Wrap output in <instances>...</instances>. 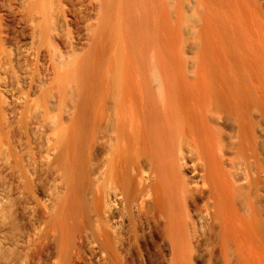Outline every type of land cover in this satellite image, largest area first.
Masks as SVG:
<instances>
[{"label": "bare ground", "instance_id": "6f19581e", "mask_svg": "<svg viewBox=\"0 0 264 264\" xmlns=\"http://www.w3.org/2000/svg\"><path fill=\"white\" fill-rule=\"evenodd\" d=\"M0 264H264V0H0Z\"/></svg>", "mask_w": 264, "mask_h": 264}, {"label": "rangeland", "instance_id": "374dc122", "mask_svg": "<svg viewBox=\"0 0 264 264\" xmlns=\"http://www.w3.org/2000/svg\"><path fill=\"white\" fill-rule=\"evenodd\" d=\"M18 223H16L15 224V226H14V223H13V226H14V229L16 228V226H17V228H21V227H19V225H17ZM19 230H22V229H16V230H14L15 232H16V234L18 235L20 232H19ZM16 234H15V236H16Z\"/></svg>", "mask_w": 264, "mask_h": 264}]
</instances>
